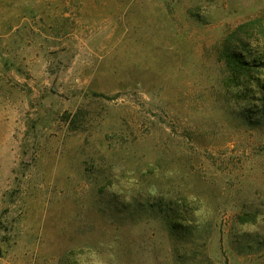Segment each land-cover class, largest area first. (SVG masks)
<instances>
[{
    "label": "rangeland",
    "instance_id": "rangeland-1",
    "mask_svg": "<svg viewBox=\"0 0 264 264\" xmlns=\"http://www.w3.org/2000/svg\"><path fill=\"white\" fill-rule=\"evenodd\" d=\"M260 58L264 0H0V264H264Z\"/></svg>",
    "mask_w": 264,
    "mask_h": 264
},
{
    "label": "trees",
    "instance_id": "trees-1",
    "mask_svg": "<svg viewBox=\"0 0 264 264\" xmlns=\"http://www.w3.org/2000/svg\"><path fill=\"white\" fill-rule=\"evenodd\" d=\"M231 51L226 53L225 55H222L227 63L234 67V68H239V70L242 69H248L251 70L253 69L255 62V58H253L252 61H249L245 57V53L250 56L249 50H247V44L243 38H236L234 41L231 42ZM238 50V51H237ZM260 65L264 64V61L262 58L259 60ZM256 66V65H255ZM63 121L66 122L69 126V129L72 131H76L82 128L81 126V110L78 109L74 113H69L65 112L63 114Z\"/></svg>",
    "mask_w": 264,
    "mask_h": 264
}]
</instances>
